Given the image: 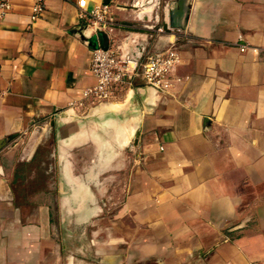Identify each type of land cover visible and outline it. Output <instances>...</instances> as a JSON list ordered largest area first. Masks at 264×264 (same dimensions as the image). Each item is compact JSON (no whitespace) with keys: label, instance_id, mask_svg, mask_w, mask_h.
Masks as SVG:
<instances>
[{"label":"crops","instance_id":"0c3cea01","mask_svg":"<svg viewBox=\"0 0 264 264\" xmlns=\"http://www.w3.org/2000/svg\"><path fill=\"white\" fill-rule=\"evenodd\" d=\"M173 1L44 0L32 20L35 0H12L0 19V264H264V0H188L186 27L165 31ZM101 4L143 27L119 33L123 48L178 49L170 93L137 79L115 101L69 106L97 83L102 40L77 29ZM43 120L57 133L62 209L66 190L127 176L109 215L86 199L96 207L79 222L93 221V238L77 247L73 212L58 214L59 239L50 201L24 213L8 178L9 153Z\"/></svg>","mask_w":264,"mask_h":264},{"label":"rangeland","instance_id":"374dc122","mask_svg":"<svg viewBox=\"0 0 264 264\" xmlns=\"http://www.w3.org/2000/svg\"><path fill=\"white\" fill-rule=\"evenodd\" d=\"M117 18V17H116ZM119 22L123 23L120 19ZM126 25L128 29L137 32L143 31V27L138 22L128 21ZM34 138L25 139L21 145L16 147L9 153L6 158L7 174L10 185L15 194L16 203L19 204L24 213L31 212L35 205V198H45L50 201L52 208L51 212L55 219L56 234L60 235V225L57 220L58 214L66 211H71L70 221L65 225L66 233L70 234L71 247H77L80 239L88 240L93 238V221L79 222V218H84L90 213V208L96 205H88L85 203L89 197L97 196L99 203L103 208L104 216L109 215L116 210L125 196V180L126 174L119 173L116 177L111 174H106V184L108 188H93V189H72L67 195H70L72 203L67 204L65 209H62L60 204L61 198L65 195L64 190L60 188L59 183V166L56 155L57 150V133L46 120L38 122L34 128ZM26 152V154H25ZM85 163L91 162L95 158L87 155L83 158ZM87 197V198H86ZM84 203H81V202ZM75 213V214H74ZM89 215V214H88ZM103 224H109V219H104ZM81 237V238H80ZM59 238V239H60ZM68 241L58 240L59 244Z\"/></svg>","mask_w":264,"mask_h":264},{"label":"built area","instance_id":"2783aa9c","mask_svg":"<svg viewBox=\"0 0 264 264\" xmlns=\"http://www.w3.org/2000/svg\"><path fill=\"white\" fill-rule=\"evenodd\" d=\"M12 8V0H0V19ZM45 11L44 0H35L32 7V20L39 18ZM85 23L96 33L104 31L108 35L107 46L98 45L93 50L92 72L97 83L87 87L83 99L72 101L71 108H79L85 101L92 104L115 101L121 94L134 87L137 79L145 86L156 91L170 93L176 83L182 80L176 76L178 66L182 62L180 52L175 46L165 51L149 54L140 50V43L123 48L119 43V33L126 24L118 21L109 4H101L91 11L82 14Z\"/></svg>","mask_w":264,"mask_h":264},{"label":"water","instance_id":"95a60500","mask_svg":"<svg viewBox=\"0 0 264 264\" xmlns=\"http://www.w3.org/2000/svg\"><path fill=\"white\" fill-rule=\"evenodd\" d=\"M173 7L169 11V20L163 23V29L165 31H171L172 29H184L186 27V21L189 15L188 0H174L171 4ZM87 23H83L81 28L77 29V32L86 41H91L93 36L86 34ZM98 35L102 40V46H107L108 35L104 31H98ZM151 88V87H150ZM12 136H10L11 138ZM137 140H135V144Z\"/></svg>","mask_w":264,"mask_h":264}]
</instances>
